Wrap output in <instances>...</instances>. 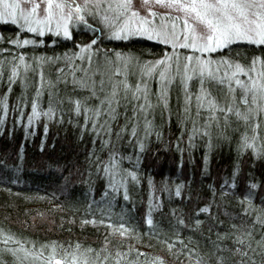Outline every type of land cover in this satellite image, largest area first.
<instances>
[{"label": "trees", "instance_id": "16d2710c", "mask_svg": "<svg viewBox=\"0 0 264 264\" xmlns=\"http://www.w3.org/2000/svg\"><path fill=\"white\" fill-rule=\"evenodd\" d=\"M91 23L96 27H104L98 20L91 19ZM17 26L12 23H0V58L4 60L16 56L19 53H27V59L35 64L34 55H48L54 53L61 55L59 63H78L66 61L63 54L69 50V55L75 52L76 42L87 43L93 33L85 28L83 23L79 28L73 26V39H65L51 34H44L43 37L33 35L26 30L23 36L37 39H44L43 45H11L5 40L14 36ZM107 32V29H105ZM55 41V43H49ZM96 48L101 50H120L122 52H133L143 60H153L163 53L165 48L171 51L168 46L158 42H153L144 38L130 37L128 39L112 38L105 35L102 37ZM256 45L238 43L226 50L211 55H225L240 53V59L244 61L245 54L251 55L256 49ZM15 49V51H13ZM183 52L185 49H180ZM96 54V53H95ZM100 54L104 55L103 51ZM99 54V55H100ZM97 55V54H96ZM78 60V61H77ZM59 63L52 65L45 63L43 66L45 83L38 100V111L49 105V91L51 88L52 100L55 106L54 114L47 118L43 115L37 117L26 133L24 127L15 121V117L26 124L28 123L27 113L31 111V98L35 94L36 85L40 82V69L29 67L24 69L19 67L20 76L24 77L26 83L22 84L18 79L9 92V109L6 113L0 110V115H4L3 122H0V231L4 234H14L16 237L27 241L26 247H32L33 242L36 247L45 245V252L51 251L50 245L55 242L57 257H64V252L76 251L75 245L79 243V251L89 257L95 258V251L84 253L85 248L100 249L107 237L110 241L109 251L112 257L108 264H117L116 250L122 251V256L118 264H152L156 257H163L167 264H194L199 255L208 251L212 242L216 240L219 231L224 233L230 231L229 225L239 224L243 215L242 198L251 193V201L254 205H261L264 198V152L254 153L251 147H246L242 151L238 150V145L242 143L241 137L247 135L249 140L252 136L253 122H246L243 118H238L235 114L229 115V126L227 127L228 139L221 141L215 135L216 128L212 125V146L206 149L208 137L197 135L194 139V147L189 150L187 133L181 132L183 125L180 122L178 108L183 103V93L179 88L178 81L170 86V107L171 119L165 114L161 118V109L156 107L151 112L154 124L159 128L161 135L159 138L153 132L145 138V147L140 151V159L137 160V149L135 141L129 142L128 135L123 134L117 140L115 132L111 139L117 142V150L123 155H131L132 159H123L119 164L123 168H132L138 172L139 183H134L129 178L128 189L130 200L123 197V188L117 191L106 189L108 178L103 174V169L97 172L95 159L89 157V152H94L100 160H106L108 149L101 148L100 139L95 143L93 138L97 137L96 132L90 131L93 125L85 123L83 113L73 111V104L67 97L85 96V91L74 88L71 84L73 79V69L65 68L57 81L56 67ZM81 72H75L77 79L81 77ZM67 75L69 83H65L64 76ZM53 82L51 86L47 83ZM7 82V65L4 68L3 79L0 80V94L5 91ZM194 82L193 83L194 85ZM151 83V91L155 93V83ZM23 112L16 109L18 98ZM178 97L180 98L178 100ZM151 99L155 101V95ZM63 101L62 103L60 101ZM242 109V108H241ZM125 108H119V116L113 120L112 127L125 124ZM129 115L131 109H128ZM192 114L195 115L193 101ZM207 117V111H201L200 119ZM45 123L48 130L45 133ZM187 127L191 129L192 121L188 120ZM220 123L223 126L224 117L220 115ZM130 128L131 126L128 125ZM258 135H262L261 126L257 128ZM141 134L142 130H141ZM183 135L181 147L183 153L177 148L176 142ZM107 138V137H105ZM43 143V147L41 144ZM258 148L264 149V137L252 141ZM22 146V151H21ZM207 150L209 160L205 166L203 157ZM182 161V163H181ZM237 169L235 176L233 170ZM149 177L152 178V187L149 186ZM256 183V188H251L249 183ZM165 183L167 190H165ZM176 184H181L182 196L175 195ZM210 185L215 186L217 192L215 201L212 203V212L216 219L208 217L207 213H196V208L213 200V193ZM222 185L227 186V192L221 200L219 195ZM154 192L159 201V206L154 204L152 216L159 232V239L148 234L149 226L144 222V216L148 211L149 193ZM118 196L117 201L112 197ZM59 205V207H54ZM172 209L183 215L188 223H194L196 219L203 221L197 228H188L176 225L173 230ZM255 209L253 210V214ZM121 215L124 220L116 217ZM95 216L97 221L111 219L114 224L127 221L134 225L139 235H128L121 237L119 232L113 231L109 225L85 223L81 221L85 218L91 219ZM223 220L224 224H219ZM211 227V235L209 229ZM257 227H259L257 225ZM174 231L183 237V243L187 247L184 249L196 252L188 255H178L177 249L181 247L179 240H172ZM258 238V237H257ZM6 235L0 236V248L15 247L14 242L4 243ZM167 240L175 247L171 250L161 241ZM223 243L231 246L230 239H224ZM131 247L141 249L147 255L137 254L136 251H123ZM23 257V254H20ZM7 264H16V258L10 253L3 257ZM65 259L70 260L71 256ZM100 259H103L101 255ZM259 259V256L257 257ZM33 257H28L24 264H33ZM2 264V261H0ZM35 264H41L35 260ZM46 264V260H45ZM81 264L83 261L81 260Z\"/></svg>", "mask_w": 264, "mask_h": 264}, {"label": "snow or ice", "instance_id": "6c2138e0", "mask_svg": "<svg viewBox=\"0 0 264 264\" xmlns=\"http://www.w3.org/2000/svg\"><path fill=\"white\" fill-rule=\"evenodd\" d=\"M145 5L157 3L164 5L170 9L177 11V15L172 16L171 13H157L152 7H147V14H141L138 8L133 5V0H0V21L10 22L17 26V31L14 36L5 40V43L11 45H43L44 39L32 38L23 36L22 33L26 30L29 33L39 34L43 37L46 32L52 33L55 36L65 39H73L72 27L79 28L83 23L85 28L92 31L93 37L87 43L76 42L75 52L69 55V50L63 54L66 61H74L75 58L83 59L87 53L89 65L92 62V53L97 55L101 51L104 53L105 62L112 64L114 62H123L125 68H138L140 70V78L137 79L135 85H131L125 79H109L105 83L103 77L97 82L91 78V73L87 68H84L85 75L77 79L73 71V79L71 84L74 88L87 90L86 96L69 95L67 99L73 104V111L83 113L85 123L93 125L90 131L96 132L97 137L93 138V142L97 138L100 139L101 148H107L108 155L106 160H100L99 156L94 152H89V157L95 159V168L97 172L103 169V174L108 178L106 189L117 191L123 188L124 199L130 200L128 189L129 178L134 183H139L138 172L132 168H123L119 161L123 159L131 160V155H123L117 150V142L111 139V135L115 132L117 140L123 134L128 135L129 142L135 141L137 149L136 159H140V151L145 147V138L153 132L157 137L161 135L159 128L154 124L151 117V112L156 107L161 109V118L171 119L170 107V85L178 77L179 88L183 93V103L178 108L180 122L183 125L181 132L187 133L188 148L191 150L194 145V139L197 135L207 136L208 144L206 149L212 146V125H215V135L221 141L228 139L227 127L229 126V115L235 112L238 118H243L244 121L250 122L253 118H257L255 123H252V128L255 130L259 127L258 115L264 113V0H144ZM104 8L103 15L100 14V9ZM114 9L115 15L109 14V10ZM160 15L162 17H171V28L157 26L155 22L149 23L152 17ZM119 17V19H118ZM91 19H97L104 27L97 28L96 24L90 22ZM182 22V23H181ZM107 29V32H105ZM107 35L112 38L128 39L130 36H143L151 40L160 41L165 46H171L172 51L167 48L161 55L153 60H143L133 52H122L120 50L99 49L95 46L98 41ZM247 43L248 45L258 46L249 56L245 54L242 62L240 53L225 54V55H204L205 53H219L221 50H226L238 43ZM49 43H55L50 41ZM180 48L185 51H179ZM0 51H5L0 49ZM15 51V49H13ZM62 59L61 55L54 53L48 55H34L32 64L27 59V53L20 52L19 59L12 56L11 59L4 60L0 58V80L3 79L4 68L7 65V82L5 91L0 94V110L7 112L10 105L8 102L9 92L13 84L19 79L22 84L26 81L20 76L19 67L23 65L27 70L30 66L33 69H40V82L36 85L35 94L31 98V111L27 113L28 123H24L20 117H15V121L22 124L27 133L29 125L39 116L43 115L47 118L50 114H54L55 106L52 100L51 88L49 91V105L43 109V112L38 111V100L42 93V87L45 83L43 66L50 63L56 65ZM73 69L75 67H84L83 65H75L74 63H59V67L55 68L57 81L60 79V74L64 73L65 68ZM116 72H120V68H116ZM157 87L155 93L150 89V85L146 77L154 76ZM239 74H243L247 79H242ZM65 83H69L67 75L64 76ZM195 91L193 90V82ZM234 82V83H233ZM49 86L53 84L51 80L47 82ZM110 85V86H109ZM227 86L226 90L223 87ZM239 85L242 89V94L239 96V102L247 107L241 111L236 107L237 98L235 96V86ZM213 88H218L219 97L212 93ZM231 93V95H229ZM155 95L156 99H151ZM95 97L98 101L95 105H89L88 99ZM250 98V99H249ZM25 97L18 98L15 105L16 109L23 112L20 107L19 100H24ZM180 98L178 97V100ZM193 101H195V115L192 114ZM63 102L62 100L60 101ZM123 105L125 108V124L118 125L115 129L112 127L113 120L119 116V108ZM131 109L129 115L128 109ZM207 111V117L200 119L201 111ZM224 117L223 126L220 123V115ZM4 115H0V122H3ZM192 121V127H187V121ZM128 125L131 127L129 128ZM45 133L48 126L45 123ZM141 130L142 133L141 134ZM3 131V129H0ZM107 137V138H105ZM257 138L253 134L251 140L247 135L240 139L242 143L238 145V150L242 151L246 147H251L254 153L264 152V149L257 147L252 143ZM183 135L178 138L176 146L183 153L184 148L181 147ZM43 147V143L41 144ZM22 151V146H21ZM205 166H207L209 156L207 150L203 157ZM182 163V161H181ZM237 169L233 170L235 176ZM251 188H256L257 184L249 181ZM152 178L149 177V186L152 187ZM165 190L167 184L165 183ZM181 184H176L175 195L182 196ZM213 193V200L196 208V213H207L209 218L216 219L212 212V203L215 201L216 188L210 185ZM222 190L219 195L223 200L227 186L222 185ZM113 199L115 197H112ZM242 217L239 224L232 223L229 225L230 231L216 234V240L208 248V251L203 255L198 254L194 264H264V198L261 200V205H254L251 201V193L242 198ZM154 204L159 206V201L154 192L149 193L148 211L144 216V222L149 226L148 234L156 236L159 239V232L156 230V224L152 216ZM59 207V205H54ZM255 212L253 214V210ZM171 215L173 220V230L176 225L188 228H197L203 224V221L196 219L194 223H188L183 215L178 214L175 209H172ZM124 220V217L120 218ZM109 225L113 231L119 232L121 237L128 235H139L138 229L134 225H130L127 221L114 224L111 219H102L97 221L95 216L89 220L85 218L81 221L85 223ZM219 224L223 225L224 221L220 220ZM257 225L259 227H257ZM6 235L5 244L14 242L15 247L0 248V261L2 264H7L3 259L5 254L10 253L16 258V264H24L28 257H33L39 260L41 264H108L109 258L112 257L109 251L110 241L106 237L104 244L100 249L85 248L84 253H92L95 251V258L89 259L79 251L80 245L77 243L74 247L76 251L64 252V257H57L55 242H52L51 251L45 252V245L36 247L34 242L32 247H26L27 241H24L14 234H4L0 231V236ZM211 235V227L209 229ZM258 237V238H257ZM224 239H230L232 245L229 246L223 243ZM172 240H179L181 247L177 249L178 255L191 256L196 252L192 249L190 252L184 251L187 247L183 243V237L174 231ZM166 244L171 250L175 245L167 240L161 241ZM123 251H136L137 254L147 255L141 249H132L129 247ZM23 254L21 257L20 254ZM122 251L118 248L116 256L113 259L117 260L122 256ZM103 255V259H100ZM71 256V259H65ZM259 256V259L257 257ZM159 264H167L163 257H156ZM135 264V262H130ZM152 264H156L155 261ZM187 264V261L185 262Z\"/></svg>", "mask_w": 264, "mask_h": 264}, {"label": "rangeland", "instance_id": "374dc122", "mask_svg": "<svg viewBox=\"0 0 264 264\" xmlns=\"http://www.w3.org/2000/svg\"><path fill=\"white\" fill-rule=\"evenodd\" d=\"M78 2H83V0H78ZM105 2L107 3V0H105ZM113 2H115V0H113ZM133 5L139 9V11L141 12V14H147V7H152L154 9V11H156L157 13H171L172 16H175L179 13H177L176 10L174 9H170L164 5H161V4H157V3H150L148 5H145L144 3V0H133ZM105 12V9L104 8H101L100 9V14L103 15ZM109 14L111 15H115V11L114 9H110L109 10ZM119 19V17H118ZM97 20V19H96ZM152 22H155V24L157 26H164L165 24L167 25V27L171 28V17H162L160 15H157L155 17H152L149 21V23H152ZM0 23H10V22H3V21H0ZM182 23V22H181ZM102 24V23H101ZM103 25V24H102ZM33 34V33H31ZM45 34H51L53 35L52 33H48L46 32ZM33 35H36V36H39V34H33ZM55 36V35H53ZM130 37H139V38H144V39H147V40H150V41H153V42H158V43H161L160 41H156V40H151L147 37H143V36H130ZM129 37V38H130ZM63 38V37H61ZM118 39H123V38H118ZM125 40V39H123ZM241 43H244V42H241ZM162 44V43H161ZM170 48V50L172 51L171 49V46L169 45L168 46ZM180 49H183V48H180ZM179 49V50H180ZM212 53H205L204 55H211ZM75 59H78L80 62L76 63L75 65L79 66V65H83L84 67H75L74 70H72V72L74 71L75 72H81V77L85 75V72H84V68H87L88 72L91 73V78L94 79L96 82H97V87H99V81L101 80V78L103 77V79L105 80V83L107 84L109 79H127L128 82L131 84V85H135L137 79L140 78V70L138 68L136 69H133V68H125L123 62H114L112 64H107L105 62V58H104V55L100 54V55H96L95 52L92 53V62H91V65H89V61H88V58H87V53L84 54V57L83 59L81 58H75ZM77 60V61H78ZM119 67L120 68V72L117 73L116 72V68ZM159 73H155L154 76H150V77H146V79L149 81H152V84L155 83V90H156V87H157V82H156V79L155 77L158 76ZM241 76L242 79H247L243 74H239ZM178 81V77L176 78V80L173 81V83L170 85H174L176 82ZM191 83V82H190ZM198 83V82H194V85H193V90L195 91V84ZM234 83V82H233ZM150 85V89L152 87L151 83H149ZM110 86V85H109ZM226 90L227 86L224 85L223 86ZM84 90V89H83ZM85 91V96L88 95V92L87 90H84ZM212 93L214 96H218L219 97V92H218V88H213L212 89ZM242 94V89L239 85H236L235 86V96L237 98V103H236V107H239L241 109V111H243L247 106L240 103L239 102V96ZM229 95H231V93H229ZM221 99H223V97H219ZM250 99V98H249ZM87 103L89 105H95L98 103V101L96 100L95 97H91L88 99ZM194 106H195V101H194ZM231 114H235V112L231 113ZM256 119L257 118H253V120L251 122L255 123L256 122ZM258 119H259V124L261 126V133L262 135H258V132H257V129H251L252 131V136L253 134H256L257 138H262L264 137V113H260L258 115ZM252 124V123H251ZM251 136V137H252ZM115 201H117L118 199V196H115ZM122 216L119 215V217H116V219L118 220H121Z\"/></svg>", "mask_w": 264, "mask_h": 264}]
</instances>
